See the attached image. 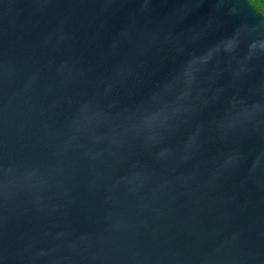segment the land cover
Instances as JSON below:
<instances>
[{
  "label": "water",
  "instance_id": "1",
  "mask_svg": "<svg viewBox=\"0 0 264 264\" xmlns=\"http://www.w3.org/2000/svg\"><path fill=\"white\" fill-rule=\"evenodd\" d=\"M0 264H264V15L0 0Z\"/></svg>",
  "mask_w": 264,
  "mask_h": 264
},
{
  "label": "trees",
  "instance_id": "2",
  "mask_svg": "<svg viewBox=\"0 0 264 264\" xmlns=\"http://www.w3.org/2000/svg\"><path fill=\"white\" fill-rule=\"evenodd\" d=\"M249 3L252 5L253 8L257 9L256 7H261L262 9H264V0H248Z\"/></svg>",
  "mask_w": 264,
  "mask_h": 264
},
{
  "label": "rangeland",
  "instance_id": "3",
  "mask_svg": "<svg viewBox=\"0 0 264 264\" xmlns=\"http://www.w3.org/2000/svg\"><path fill=\"white\" fill-rule=\"evenodd\" d=\"M256 8H258L257 9V11L258 12H260V13H262L263 15H264V9H262L261 7H256ZM255 9V8H254ZM256 10V9H255Z\"/></svg>",
  "mask_w": 264,
  "mask_h": 264
}]
</instances>
